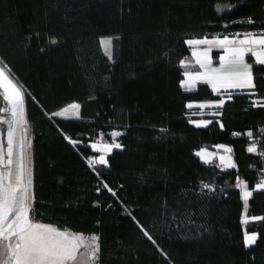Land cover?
<instances>
[{
	"label": "trees",
	"instance_id": "1",
	"mask_svg": "<svg viewBox=\"0 0 264 264\" xmlns=\"http://www.w3.org/2000/svg\"><path fill=\"white\" fill-rule=\"evenodd\" d=\"M235 32H264V0H0V65L31 136L30 218L97 233L91 264H264V220L242 222L236 186L264 176V65L252 62L255 94L227 96L206 126L187 103L218 94L182 85L188 38ZM71 101L77 117L54 115ZM112 129L120 147L90 164L89 142ZM215 143L230 145L235 168L195 153ZM246 213L264 217V189Z\"/></svg>",
	"mask_w": 264,
	"mask_h": 264
},
{
	"label": "snow or ice",
	"instance_id": "2",
	"mask_svg": "<svg viewBox=\"0 0 264 264\" xmlns=\"http://www.w3.org/2000/svg\"><path fill=\"white\" fill-rule=\"evenodd\" d=\"M56 41H52L55 43ZM105 46V52L110 53L111 39H105L101 41ZM190 45L196 44H211L212 41L207 39L202 40H189ZM218 44L221 46L231 45L235 43V40H229L225 37L223 40H218ZM249 45L247 48L244 45ZM261 45L264 46V34L259 36H252V34H247L244 39L239 40V45L241 47L226 48L228 53V58L226 64L232 68L237 67L241 70L238 71H228L226 73L222 72L223 65L221 69H213V80L222 81L221 86L231 87V88H254L255 85L252 82V72L251 65L244 62L245 53H252L255 57L254 63L264 65V51L257 52L251 47V45ZM206 55V53H205ZM221 60H225V57H221ZM200 63V61H197ZM210 62V61H209ZM203 68L205 65L200 64ZM185 75H189L185 73ZM233 77L237 79H232ZM203 78V74L196 77H191L189 75V80ZM0 84L4 87L5 99H8L12 103V114L13 117H17L18 109L22 104L23 93L12 81L9 79L8 74H6L3 68H0ZM184 85H189V81H184ZM213 87L216 84L213 83ZM219 90V89H217ZM224 102L220 101V105ZM208 105H199V107H206ZM260 106L264 107V104ZM78 104H72L68 108L63 109L62 112H57L54 115L62 116L69 111H72L74 115L78 116ZM189 108L193 105H188ZM20 116L23 115L22 111L19 113ZM209 122H202L197 126H206ZM13 134L14 130L10 128L8 130V143H7V155L11 157L13 154ZM113 136H119V132L112 134ZM249 137L252 133H247ZM115 147H120L119 144L114 145ZM93 147H96L93 145ZM113 145H105L107 151H111ZM223 147V146H220ZM101 150V149H98ZM257 149L255 145L249 147V152H255ZM226 151L231 152V149H226ZM197 155H208L211 153L200 152ZM264 155V153H261ZM221 163H224L225 158L220 157ZM23 161V158H22ZM0 162L7 165L12 164L11 159L4 160L3 147L0 145ZM106 164L104 156H100L98 161H89L90 164ZM211 162V161H206ZM227 167L235 168L236 165L229 159ZM24 165L21 162V170L18 176V183L24 182ZM12 173L0 172V264H71V262L77 259V249L80 244L79 241L83 240V237L72 236L66 231H59L56 228L33 222L30 218L29 213L31 211V197L29 195V188L31 186V180L29 179L27 184H25L23 189L18 187H12L11 183H5V180H9ZM237 187L243 190V200L245 202V210L247 209V201L249 197L252 196V192L247 190V185L240 181ZM205 188L210 187L209 185H204ZM257 189H264V180L256 185ZM255 190V189H254ZM11 217V219H10ZM252 220H264V217H252ZM245 224L249 222V218L245 217ZM13 237H15V242H13ZM255 235L246 234V244L252 245L256 241ZM92 241L96 242L92 258L93 260H98L99 244L98 237H91ZM151 239V237H149Z\"/></svg>",
	"mask_w": 264,
	"mask_h": 264
},
{
	"label": "crops",
	"instance_id": "3",
	"mask_svg": "<svg viewBox=\"0 0 264 264\" xmlns=\"http://www.w3.org/2000/svg\"><path fill=\"white\" fill-rule=\"evenodd\" d=\"M247 34H252V36H259L260 34H264L263 33H254V32H235L233 34L229 35V40H235V43L231 44V45H225V46H221L218 43H211V44H199L198 46L191 48L189 50V57L186 60L182 61V64L185 62V64L187 66H185L183 64V67L185 69V67L188 68V74L191 77H196L200 74H203V78L200 79H192L189 80V75H184L186 80L189 81V86H185L184 88L189 90V89H194L197 86L198 82H205L210 89H212V91L214 93H217L219 97L217 98H211V99H202V100H192L189 101L187 103V107L188 105H193V107L189 108L190 113H192L194 116L192 117V121L198 125L201 124L202 122H209L211 120V118L209 117V115H214V114H218V107L220 105V101H223L227 96H230L232 93L235 92H248V93H252L255 94V89L254 88H231V87H227L226 84L225 86H221V84L223 83L222 81H218V80H213V73L212 70L213 69H221L222 65L224 66L222 69V72L226 73L228 71H238L241 70L237 67H232L230 68L227 64H226V60L228 58V53L226 52V48H232V47H241V45H239V40L244 39L245 36ZM201 36V35H200ZM249 45H244L243 47L247 48ZM251 47H253V49L257 52L260 51H264V46L261 45H251ZM206 53V55H205ZM221 57H225V60H221ZM255 57L253 56L252 53H245L244 55V62L246 64H249L252 66V62H254ZM200 61V63H198L197 61ZM210 61V62H209ZM203 63L205 65V67H201L200 64ZM183 69V71H184ZM186 70V69H185ZM251 72L253 74L252 71V67H251ZM184 74V72H183ZM232 79H237L235 77H233ZM253 82V80H252ZM213 83L216 84V87H213ZM219 89V90H217ZM255 104H259V103H264V98L262 97H255L254 98ZM195 103V104H192ZM199 105H208L206 107H199ZM255 145V143H250L248 145V149L249 147ZM223 146V147H220ZM93 148V146H92ZM226 149H230V145L227 143H215L212 144L210 147H199L195 150V153H200V152H205V153H211V156L208 155H198L199 158L204 161L205 163H213L216 164L220 169H227V168H231V167H227V163L229 161V159L231 160L232 163L235 164L234 159L232 157L231 152L226 151ZM257 149V147H256ZM257 152V150L255 151ZM223 156L225 158L224 163H221L220 157ZM206 161H211V162H206ZM261 180H264V176H262L261 178H259L252 187H248L247 186V190L251 191L253 193L254 189L255 190H261V189H257L256 185L258 183L261 182ZM243 181L245 184V180L242 178H238L236 180V185L240 182ZM247 185V184H246ZM239 188V187H238ZM240 193H241V197H242V201H243V207H242V219L245 217L249 218V220H252V217H262L261 214H254V215H247L246 210H245V202L243 200V190L241 188H239ZM243 221V220H242ZM246 232L247 235H255L256 236V232L253 230H249V231H245L244 232V240L246 243Z\"/></svg>",
	"mask_w": 264,
	"mask_h": 264
},
{
	"label": "rangeland",
	"instance_id": "4",
	"mask_svg": "<svg viewBox=\"0 0 264 264\" xmlns=\"http://www.w3.org/2000/svg\"><path fill=\"white\" fill-rule=\"evenodd\" d=\"M229 35L230 34H221V35H219V34H203L201 36H194V37L188 38L187 44H188L189 50H190L191 48H194V47L198 46L199 44L190 45L188 43L189 40L207 39V40L212 41L213 43L217 44L218 40H223L225 37H227L229 39ZM105 39H111V41H112V37L109 36V35H104V36H101V38H100V45H101V48H102L103 52L108 57H111L112 43H111L110 53H106L105 52V46L101 43V41H103ZM183 64L185 66H187L185 64V62ZM0 68L4 69V67H2L1 65H0ZM185 69L183 71L184 74H183V78H182V84H183L184 87L186 86V85H184V81H186L185 73H188V68L185 67ZM5 72H6V70H5ZM6 74H8V73L6 72ZM9 79L12 81L13 84H15L18 87V85L15 83V81L10 76H9ZM187 86H189V85H187ZM72 104H78V102L71 101V102L65 104L64 106L60 107L56 111V113L57 112H62L63 109L68 108ZM192 104H195V103H192ZM8 106H11V107L8 108ZM1 107H2V110H1ZM12 108H13V106H12L11 102L5 101L4 99H2L0 97V117H2V118H0V145H2V147H3V156H4V160L5 161L7 159H9V158L11 159L13 157L11 159L13 161L11 165H7V164H5L3 162H0V172L8 173L9 171H11V173H12V171H14V174L11 175L10 179L5 181V183H9L10 182L12 184L11 179L16 177V175L19 176V173H20V170H21V162H23V165H24V168H23V171H24V182L20 183V189H23L25 184H27L28 180L29 179L31 180V166H30V163H29V148H30L31 136H30L29 129H28V126H27V120H26V117H25V107H24L23 100H22V104L20 105V108L18 109L17 117H13V114L11 112ZM21 111L23 113L22 116L19 115V113ZM78 114H79V109H78ZM62 116L77 117L76 115L73 114L72 111H69L68 113H65ZM5 117L6 118L9 117L8 120L3 119ZM8 124L10 126H8ZM10 128H13V130L14 129L16 130V132H14V134H13V140H15V139L16 140H15V143H13V154H12L11 157H8V155H7L8 135H7V133H8V129H10ZM115 132H118V129H112L110 131L109 136L107 137L109 139H106V137H104L102 134H99L96 138L92 139L89 142V144L91 146H93V145L96 146V147H93V149L96 151V153L89 157V161H98L100 156H104L105 157L106 153L109 152V151H107L105 149V145H113V147H112V149H113L115 147L114 145L118 144L117 136H113L112 135ZM98 149H101V150H98ZM22 158H23V161H22ZM95 164H92V165H95ZM16 165H17V167H16ZM29 195H30V197L32 199L31 186L29 188ZM10 219H11V217H10ZM242 220L244 221V218ZM33 222H37V223H40V224L52 226V227L56 228L59 231H66L67 233H69L72 236L83 237V240L79 241L80 246L77 249V253H76L77 259H76V261L71 262V264H91V263L95 262L93 260V258H92V252H93V249H94V246H95L96 242L92 241L90 238L91 237H98L97 233H95V232L84 233V232H80V231H77V230L60 228V227H57L53 223L39 221V220H33ZM246 234H247V232H246ZM12 239H13V242H15V237H13ZM0 259H2V258H0Z\"/></svg>",
	"mask_w": 264,
	"mask_h": 264
},
{
	"label": "bare ground",
	"instance_id": "5",
	"mask_svg": "<svg viewBox=\"0 0 264 264\" xmlns=\"http://www.w3.org/2000/svg\"><path fill=\"white\" fill-rule=\"evenodd\" d=\"M11 106H8V108H10ZM4 108V107H3ZM7 108V109H8ZM1 110H2V107H1ZM12 112V111H11ZM10 117V116H9ZM8 117V118H9ZM0 118H2V117H0ZM8 118H3V119H6V120H8ZM10 120V119H9ZM13 122V121H12ZM9 123V122H8ZM6 124V123H5ZM11 124V123H10ZM4 125V124H3ZM8 126H10L9 124H8ZM13 129V128H12ZM9 130V129H8ZM14 132H16V130L14 129ZM16 140V139H15ZM15 140H13V143H15ZM13 158V157H12ZM11 158V159H12ZM10 159V158H9ZM15 160V159H14ZM13 162V161H12ZM16 167H17V165H16ZM18 171V170H17ZM12 174H14V171H12ZM16 175V174H15ZM6 181V180H5ZM11 181H12V184H11V186L12 187H18V188H20V183H18V176L16 175V177H14V178H12L11 179Z\"/></svg>",
	"mask_w": 264,
	"mask_h": 264
},
{
	"label": "built area",
	"instance_id": "6",
	"mask_svg": "<svg viewBox=\"0 0 264 264\" xmlns=\"http://www.w3.org/2000/svg\"><path fill=\"white\" fill-rule=\"evenodd\" d=\"M183 85V84H182ZM261 153H264V152H260V156H263V155H261Z\"/></svg>",
	"mask_w": 264,
	"mask_h": 264
}]
</instances>
